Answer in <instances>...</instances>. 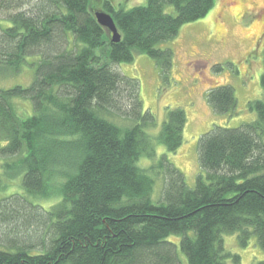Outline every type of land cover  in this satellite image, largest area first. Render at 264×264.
Listing matches in <instances>:
<instances>
[{"label": "trees", "instance_id": "1", "mask_svg": "<svg viewBox=\"0 0 264 264\" xmlns=\"http://www.w3.org/2000/svg\"><path fill=\"white\" fill-rule=\"evenodd\" d=\"M216 1L129 10L114 0H0V79L32 74L30 84L0 86L3 172L20 175L22 187L0 200V264H184L180 252L188 264H242L229 235L242 248L256 236L264 250V99L248 105L255 121L200 136L204 172L191 188L158 156L159 146H183L186 111L169 108L149 133L157 120L139 81L116 69L137 53L172 67L173 50L159 45ZM96 12L113 17L120 43ZM206 99L218 114L237 111L230 86Z\"/></svg>", "mask_w": 264, "mask_h": 264}, {"label": "rangeland", "instance_id": "2", "mask_svg": "<svg viewBox=\"0 0 264 264\" xmlns=\"http://www.w3.org/2000/svg\"><path fill=\"white\" fill-rule=\"evenodd\" d=\"M114 1L129 10L148 4V0ZM167 12L174 14L173 7L168 6ZM159 47L173 50L172 67L137 53L133 62L123 63L116 69L139 81L144 109L152 112L157 120V126L149 133H159L169 108L186 111L188 123L183 146L174 154H167L164 147L159 146L158 156L168 155L193 188L197 177L204 172L199 163L200 136L215 125L233 129L257 119L256 112L248 105L264 99V0H217L205 18L184 25L174 39ZM31 75L24 69L20 77L11 75L0 79V86L30 84ZM220 86L234 89L236 113L218 114L210 107L207 95ZM18 106L21 112L31 113L28 103L19 101ZM148 164L146 161L144 166ZM3 171L0 158V200L22 192L20 175L8 178ZM175 237L171 241L177 243L179 240H174ZM225 242L229 251L241 256L242 264L264 261V250L258 246L256 236L251 238L247 248L239 245L237 235L226 236ZM180 257L188 264L182 252Z\"/></svg>", "mask_w": 264, "mask_h": 264}, {"label": "water", "instance_id": "3", "mask_svg": "<svg viewBox=\"0 0 264 264\" xmlns=\"http://www.w3.org/2000/svg\"><path fill=\"white\" fill-rule=\"evenodd\" d=\"M95 16L98 23L110 32L113 43H120L122 41V35L120 34L114 19H112L113 17L105 12H96Z\"/></svg>", "mask_w": 264, "mask_h": 264}, {"label": "bare ground", "instance_id": "4", "mask_svg": "<svg viewBox=\"0 0 264 264\" xmlns=\"http://www.w3.org/2000/svg\"><path fill=\"white\" fill-rule=\"evenodd\" d=\"M238 3V2H237ZM237 3H232V5L234 6V5H236Z\"/></svg>", "mask_w": 264, "mask_h": 264}]
</instances>
